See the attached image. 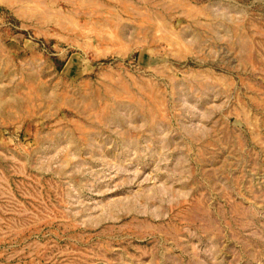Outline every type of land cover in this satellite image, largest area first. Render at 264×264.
Returning <instances> with one entry per match:
<instances>
[{
	"label": "rangeland",
	"instance_id": "obj_1",
	"mask_svg": "<svg viewBox=\"0 0 264 264\" xmlns=\"http://www.w3.org/2000/svg\"><path fill=\"white\" fill-rule=\"evenodd\" d=\"M0 264H264V0H0Z\"/></svg>",
	"mask_w": 264,
	"mask_h": 264
}]
</instances>
